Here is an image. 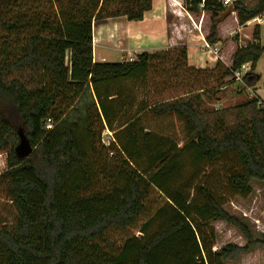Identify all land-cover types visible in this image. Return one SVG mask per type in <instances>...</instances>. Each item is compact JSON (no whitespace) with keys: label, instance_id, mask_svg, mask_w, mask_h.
I'll return each instance as SVG.
<instances>
[{"label":"trees","instance_id":"obj_1","mask_svg":"<svg viewBox=\"0 0 264 264\" xmlns=\"http://www.w3.org/2000/svg\"><path fill=\"white\" fill-rule=\"evenodd\" d=\"M49 2L50 9H42L38 0H0V31L8 32L0 39V152L7 155L0 185L16 210L10 222L0 225V264H226L264 247V239L255 238L211 188L197 183L190 197L175 185L183 154L200 165L232 153L239 170L228 177L229 187L249 196L252 183L264 181V106L250 98L205 110L204 87H191L181 96L144 106L121 125L118 133L127 141L120 138L121 144L105 147L112 152L111 163L98 172L91 153L102 154V143L101 131L94 134V115L104 125L110 116L105 101L113 99L109 93L102 97L99 87L146 79L151 67L168 60L170 53L142 52L121 62L94 59V22L119 16L143 20L153 0ZM184 7L190 13H211L206 41L217 43L226 6L219 0H184ZM232 7L241 26L264 16V0H237ZM179 51L172 71L176 76L202 71L189 64L185 46ZM263 54L257 24L253 41L236 49L220 79L234 78L235 71L250 64L243 85L254 87ZM93 89L98 101L86 108L82 120L71 122L77 104ZM209 90L215 97V89ZM49 120L52 128H47ZM160 122H167L165 137L173 143L157 146L140 171L133 163L135 147L147 145L153 125ZM177 124L184 132L181 143ZM20 133L34 147L26 159L16 151ZM108 173L109 188H98ZM155 219L158 225H153ZM219 221L237 228L247 243L230 242L213 251L207 231H214L212 224Z\"/></svg>","mask_w":264,"mask_h":264},{"label":"rangeland","instance_id":"obj_2","mask_svg":"<svg viewBox=\"0 0 264 264\" xmlns=\"http://www.w3.org/2000/svg\"><path fill=\"white\" fill-rule=\"evenodd\" d=\"M246 1L252 2L253 0ZM38 3L41 5L42 9H50L51 2H49V0H38ZM203 12H206L205 18L202 17ZM191 15L195 21L201 25L199 28L194 27V29H197L198 32L203 30L207 37L211 26V13L202 11L200 13H191ZM231 16L234 18H230ZM228 17L230 19L223 25L222 28V37H226L229 34V31L233 29L231 37L234 36L235 42H237L238 40L235 36H238L237 33L239 32H237V26L240 24L238 20V13L234 11L232 6L225 7V10L220 12L219 24H221V22H223ZM235 18L237 19L235 20ZM257 18L263 20L264 16ZM99 22L101 21H98V27L101 26V23ZM190 22H192V20ZM252 24L255 25V23ZM251 29L252 27L250 26L242 29V41L251 36ZM7 33L0 31V39L7 37ZM241 34L239 33V37ZM120 41H122L121 38ZM261 41L264 43L263 36H261ZM119 43L120 42L115 40V42L112 43L113 46H111V49H108V52L110 51V53H108L109 56L107 62H120L119 60L133 61L138 57L137 54H135V56H129V54L126 53V56L121 59L120 54H123L126 51L123 48V50H119L118 47H122L121 43ZM9 47L11 48L14 46L10 45ZM180 47L182 46L169 47L167 49V51L170 53L169 59L152 66L146 79L122 80L99 87V93L102 95V97L106 93H109L113 95V99L111 100L108 98V100L105 101L109 105L110 116L108 119H106L104 125H102L99 119L94 115V134L98 136L99 131H101L102 144H99V148L102 149V154L91 153V157L96 159V161L92 163V168L99 172L101 165L104 167L105 165L107 166L108 163H111L112 152L107 153L105 147H108L110 143H116V141L117 145L118 143L121 144L120 138H122L125 142L127 141V138H125L123 134H120V132L118 133L119 127L135 116L146 105L153 104L154 102H159L170 97L181 96L191 87H204L203 89H205V92H203V99L205 110L235 106L248 99L251 91H248L247 87L246 91L242 93L243 96L237 99L232 97L234 94L233 87H229L224 90L221 89L220 86H222V83H224L225 80L220 79V70L202 69V71H197L193 74L191 73L189 77L176 76L172 71L175 69V62L179 57ZM115 51L116 54L114 53ZM249 69L250 67L247 68V71ZM257 71L260 72L259 74H262L263 83L264 54L258 62ZM211 88H214L216 91L215 97H213L210 93L209 89ZM237 88H242V86L237 83L236 89ZM92 91L93 92L91 93L87 92L83 96L82 100L79 101L73 115H70L69 117L71 122L76 121L77 119L82 120L84 118L86 108L90 107V105L93 103L92 101H98L99 97H96L98 92L96 93L94 89ZM91 111L94 114L96 113L94 106ZM159 124L161 125H153L155 130L151 134V139L147 145L135 147L138 152L136 153L137 157L133 163L139 168L140 171L149 165L153 153L157 151V146L160 145L162 149H164L165 142H168L169 146L171 143H173L171 139L165 137V133L168 130L167 122H160ZM176 129L178 131L177 141L181 143L184 138L182 126L177 124ZM6 159V153L0 152V174L7 167ZM179 165L180 168L176 178V186L183 187L185 192L190 195V197L195 195L194 191L192 190L195 184L200 183L208 186L223 202L224 208L227 211L238 216L242 221L248 224L255 238L264 239V181H254L252 183L253 192L249 196H243L234 193L229 187L228 177L233 172L239 170V162L232 153L226 154L221 161L215 164L202 163L200 165L194 164L188 154H183L179 159ZM109 176V173L107 175H103L98 182L99 184L97 187L107 190L112 183L111 180H108ZM15 213V207L7 198V193L3 186L0 185V225H2L4 221L10 222L14 218ZM153 225H158V221L156 219ZM212 225L214 231L208 230L207 234L208 240L213 239V251L220 249L223 245L230 242L240 245L247 243L246 239L237 228L230 226L223 221L215 222ZM155 230L156 228L154 227L151 233ZM226 264H264V247L257 246L250 252L241 254L236 261L227 262Z\"/></svg>","mask_w":264,"mask_h":264},{"label":"crops","instance_id":"obj_3","mask_svg":"<svg viewBox=\"0 0 264 264\" xmlns=\"http://www.w3.org/2000/svg\"><path fill=\"white\" fill-rule=\"evenodd\" d=\"M205 16L206 12H203L202 17L205 18ZM230 18L234 17L231 16ZM230 18H226L218 26L219 41L207 47L204 42L206 40V35L201 28V32L194 29V27L199 28L201 25L197 23L191 13L185 9L184 0H153V7L146 13L143 20L131 21L125 16H119L95 21L93 36L94 59L96 62L108 61V53H110L108 49H111V46H113L112 43L115 42V40L122 45L121 48L118 47L119 50L123 48L126 51L120 54L121 59L126 56V53H128L129 56H135V54L138 55L142 52L167 50L171 46H185L188 51V62L195 68L215 70L218 67L219 70L223 69L222 71H224V69L231 67L232 55L236 49L239 46H246L253 41V33L256 24L260 25L261 36L264 37V19L260 20L259 18L253 19L243 26H237V32L240 34L243 28L252 27L251 36L246 40L242 41V34L239 37V33H237L238 36L235 37L238 41L235 42L234 36L231 37L233 29L229 31L226 37H222L223 25ZM236 19L237 18H235V20ZM191 20L192 22H190ZM98 21H101L99 22L101 23L100 27H98ZM252 23H255V25ZM120 38L122 41H120ZM262 44L264 43L262 42ZM215 49H217V53H215ZM116 51L114 52L115 54ZM119 61L121 62L123 60ZM218 63H220L219 66H217ZM260 75L261 78L254 87H247L248 91H251L248 99L255 98L264 106V82L262 83V74ZM234 78L231 76L225 77L221 89L224 90L233 87L235 95L233 94L232 97L237 99L243 96L242 93H244L247 88L242 84L243 79H236V81H233ZM237 83H239L242 88L236 89ZM247 100H244V102Z\"/></svg>","mask_w":264,"mask_h":264},{"label":"water","instance_id":"obj_4","mask_svg":"<svg viewBox=\"0 0 264 264\" xmlns=\"http://www.w3.org/2000/svg\"><path fill=\"white\" fill-rule=\"evenodd\" d=\"M16 151L18 155L23 159L28 158L33 153L34 147L32 146L30 139L26 134L20 133V139L16 147Z\"/></svg>","mask_w":264,"mask_h":264},{"label":"built area","instance_id":"obj_5","mask_svg":"<svg viewBox=\"0 0 264 264\" xmlns=\"http://www.w3.org/2000/svg\"><path fill=\"white\" fill-rule=\"evenodd\" d=\"M224 6L229 7V6H233V4L235 3V1L237 0H219ZM205 40V39H204ZM205 45L207 47L210 46V44L205 40ZM215 53H217V49H215ZM249 67V64H244L241 69L237 70L234 72V76L236 79L240 80L243 79L244 75L248 72L247 68ZM52 122L51 120L48 121L47 124V128H52Z\"/></svg>","mask_w":264,"mask_h":264}]
</instances>
